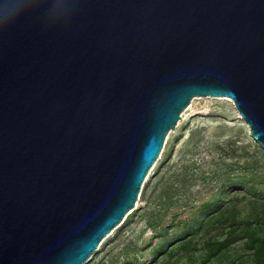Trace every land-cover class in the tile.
<instances>
[{
    "label": "water",
    "instance_id": "water-1",
    "mask_svg": "<svg viewBox=\"0 0 264 264\" xmlns=\"http://www.w3.org/2000/svg\"><path fill=\"white\" fill-rule=\"evenodd\" d=\"M197 97L264 149V0H0V264H85Z\"/></svg>",
    "mask_w": 264,
    "mask_h": 264
},
{
    "label": "rangeland",
    "instance_id": "rangeland-1",
    "mask_svg": "<svg viewBox=\"0 0 264 264\" xmlns=\"http://www.w3.org/2000/svg\"><path fill=\"white\" fill-rule=\"evenodd\" d=\"M206 202L213 206L201 210ZM222 205L230 219L264 215V149L231 100L197 97L169 137L136 206L85 264H264V246L257 257L240 243L209 257L205 244L214 233L199 234L196 244L182 247L181 240ZM185 212L192 223L184 229L179 222ZM254 229L257 236L264 234Z\"/></svg>",
    "mask_w": 264,
    "mask_h": 264
},
{
    "label": "trees",
    "instance_id": "trees-1",
    "mask_svg": "<svg viewBox=\"0 0 264 264\" xmlns=\"http://www.w3.org/2000/svg\"><path fill=\"white\" fill-rule=\"evenodd\" d=\"M172 182L170 178L167 181L166 189L171 187ZM165 192V190L163 191ZM167 194V193H166ZM160 198L163 199L161 196ZM255 203V202H254ZM213 206V203H204L200 206L201 210H208ZM225 205L221 206L215 213L207 217L205 221L201 224L199 229L195 232H191L188 234V237L181 240L180 244L182 247H189L195 243V238L202 233H214L215 239L210 240L206 243V250L209 257L221 256L225 252L229 251L230 248L238 243L243 245L244 249L249 251L250 256H259L260 250L264 246V234L262 236H257L255 229L253 228H262L264 229V215L255 214L252 216H248L246 218H236L230 219L226 218ZM228 212V211H227ZM180 214L182 215V219L179 222L183 224L184 229L192 223V219L188 223L189 217L187 216V212ZM184 221V222H183ZM227 232V233H226ZM226 235L227 237L224 239H219L220 236ZM214 238V237H213ZM206 254V255H207Z\"/></svg>",
    "mask_w": 264,
    "mask_h": 264
},
{
    "label": "bare ground",
    "instance_id": "bare-ground-1",
    "mask_svg": "<svg viewBox=\"0 0 264 264\" xmlns=\"http://www.w3.org/2000/svg\"><path fill=\"white\" fill-rule=\"evenodd\" d=\"M228 100H231V99H228ZM232 101V100H231ZM233 102V101H232ZM248 126V125H247Z\"/></svg>",
    "mask_w": 264,
    "mask_h": 264
}]
</instances>
